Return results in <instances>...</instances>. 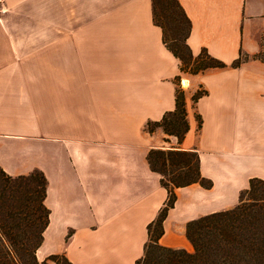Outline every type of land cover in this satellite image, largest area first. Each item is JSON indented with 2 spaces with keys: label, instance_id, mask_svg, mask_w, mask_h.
Segmentation results:
<instances>
[{
  "label": "crops",
  "instance_id": "crops-1",
  "mask_svg": "<svg viewBox=\"0 0 264 264\" xmlns=\"http://www.w3.org/2000/svg\"><path fill=\"white\" fill-rule=\"evenodd\" d=\"M178 2L193 57L205 50L226 68L181 73L151 0L0 4V169L45 178L38 263L64 255L70 264H136L168 197L151 150L196 153L212 182L175 190L163 248L191 253L189 222L234 208L251 179L264 182V0ZM177 87L189 125L181 144L146 130L174 110ZM200 89L207 94L193 104Z\"/></svg>",
  "mask_w": 264,
  "mask_h": 264
},
{
  "label": "trees",
  "instance_id": "trees-1",
  "mask_svg": "<svg viewBox=\"0 0 264 264\" xmlns=\"http://www.w3.org/2000/svg\"><path fill=\"white\" fill-rule=\"evenodd\" d=\"M153 24L160 28L166 49L180 63L181 73L198 75L209 69L226 66L203 50L194 58L187 40L191 22L178 0H151ZM168 22V24H167ZM173 45H170L169 42ZM240 59L232 64L238 67ZM200 89L192 97L195 104L206 96ZM198 126L201 125L196 116ZM160 129L181 144L189 131L183 91L175 90V108L160 122L146 125L148 133ZM147 161L152 172L160 176V184L168 193L157 218L148 226V242L143 257L136 264H148L149 251L159 250L165 264H264V182L251 179L240 193L238 204L226 211L200 217L186 225V237L193 251L172 250L158 244L163 222L176 202L175 190L199 185L209 190L212 182L200 174L196 153L180 150H151ZM46 181L34 171L27 176L10 177L0 169V264H58L64 255L48 257L38 263L36 251L43 241L49 211L44 206ZM69 238V235L67 239Z\"/></svg>",
  "mask_w": 264,
  "mask_h": 264
},
{
  "label": "rangeland",
  "instance_id": "rangeland-1",
  "mask_svg": "<svg viewBox=\"0 0 264 264\" xmlns=\"http://www.w3.org/2000/svg\"><path fill=\"white\" fill-rule=\"evenodd\" d=\"M167 24H168V22H167ZM169 44L173 45L171 41L169 42ZM58 264H66V263L64 261H62V260H59ZM148 264H165L163 254L159 250L151 249L149 251Z\"/></svg>",
  "mask_w": 264,
  "mask_h": 264
},
{
  "label": "built area",
  "instance_id": "built-area-1",
  "mask_svg": "<svg viewBox=\"0 0 264 264\" xmlns=\"http://www.w3.org/2000/svg\"><path fill=\"white\" fill-rule=\"evenodd\" d=\"M3 1H4V0H0V4H2V3H3ZM0 13H4V10H3V9H1V10H0Z\"/></svg>",
  "mask_w": 264,
  "mask_h": 264
}]
</instances>
